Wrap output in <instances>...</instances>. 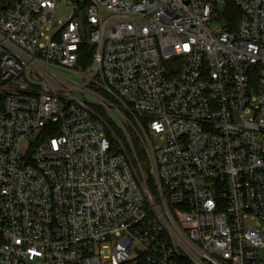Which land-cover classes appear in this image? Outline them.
Listing matches in <instances>:
<instances>
[{
	"label": "built area",
	"instance_id": "obj_1",
	"mask_svg": "<svg viewBox=\"0 0 264 264\" xmlns=\"http://www.w3.org/2000/svg\"><path fill=\"white\" fill-rule=\"evenodd\" d=\"M0 264H264V0L0 8Z\"/></svg>",
	"mask_w": 264,
	"mask_h": 264
},
{
	"label": "trees",
	"instance_id": "obj_2",
	"mask_svg": "<svg viewBox=\"0 0 264 264\" xmlns=\"http://www.w3.org/2000/svg\"><path fill=\"white\" fill-rule=\"evenodd\" d=\"M11 1L12 0H10L8 3H10ZM240 17H241L240 10L235 6V4L232 1H228L226 9L224 11V15H223V21L225 22V24L229 26L230 29H235L237 27V23ZM94 52H95L94 46L88 43H84L81 47V58L79 61L80 64H82L84 67H87L89 64L91 65ZM113 131L117 135V138L119 139L122 138V135L119 132V130L113 128ZM108 135L110 137L112 144L115 146L117 143V140L112 135H110V132H108ZM137 148H138V160L147 177L149 188L153 194H156L157 187H156L155 179L149 172V162L147 160L146 155L142 151V147L140 146L139 142H137Z\"/></svg>",
	"mask_w": 264,
	"mask_h": 264
},
{
	"label": "rangeland",
	"instance_id": "obj_3",
	"mask_svg": "<svg viewBox=\"0 0 264 264\" xmlns=\"http://www.w3.org/2000/svg\"><path fill=\"white\" fill-rule=\"evenodd\" d=\"M9 1H10V0H0V8L4 7V5H6ZM219 10L222 11V5H221V3H219V9H218V11H217L216 13H218ZM219 24L225 25V22H224V21L219 22V21L214 20V19L212 20V25H219ZM89 66H91V65L89 64L87 67H89ZM65 73H66V72H65ZM77 80H79V79L77 78ZM106 118L109 119L110 123H111L114 127L117 126L116 123H115V122L113 121V119L111 118V116L107 115ZM137 139H138V138H137ZM151 139H152V142H153L154 145L163 146V143H162L158 138H151ZM138 140H139V139H138ZM139 141H140V140H139Z\"/></svg>",
	"mask_w": 264,
	"mask_h": 264
}]
</instances>
